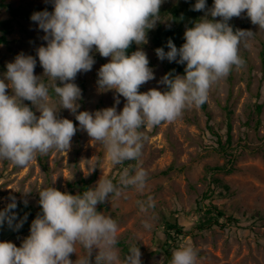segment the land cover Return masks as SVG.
Here are the masks:
<instances>
[{"label": "clouds", "instance_id": "9594fccd", "mask_svg": "<svg viewBox=\"0 0 264 264\" xmlns=\"http://www.w3.org/2000/svg\"><path fill=\"white\" fill-rule=\"evenodd\" d=\"M52 3V12H34L31 20L45 34L46 46L38 47L37 55L60 107L51 103L49 87L42 76L35 75L36 59L31 55L17 54L0 78V160L20 168L29 166L38 155L53 150L66 153L70 149L77 127L70 119L58 118L60 108L75 115L79 129L88 134L91 144L103 146L113 167L138 161L147 139L142 128L173 123L186 109L202 106L215 84L233 68L239 70L245 65L240 49L249 46L255 32L234 31L228 21L246 13L251 23L264 31V0H214L210 9L206 8V0H196L193 10L204 11L205 16L186 28L182 46L177 48L169 39L167 52L156 49L160 60L184 64V74H165L160 81L166 85L163 92L157 88L140 92V87L155 76L139 46L148 43L147 32L159 21L163 0ZM133 43L138 48L128 54ZM93 51L110 58L98 70L97 85L100 91L114 90L116 104L120 96L125 98L120 111L115 105L94 113L78 111L82 90L74 81L78 73L92 69ZM24 101L31 102L39 115ZM96 168L93 163L87 174ZM148 176L143 167H129L122 170L116 183L100 177L94 187L80 194L62 192L53 186L38 190L42 214L32 221L30 234L21 246L0 241V264H93V256L94 264H142L140 249L135 245L121 259L117 248L119 225L98 211L97 205L127 198L129 189L143 194ZM136 204L144 214L155 208L150 195ZM15 207L13 198L0 210V225L7 221L10 227H22V220L13 225ZM143 227L151 228L147 219ZM77 246L82 249L79 254ZM73 253L77 255L75 261L70 259ZM197 260L196 248L181 245L173 251L170 264H197Z\"/></svg>", "mask_w": 264, "mask_h": 264}, {"label": "rangeland", "instance_id": "374dc122", "mask_svg": "<svg viewBox=\"0 0 264 264\" xmlns=\"http://www.w3.org/2000/svg\"><path fill=\"white\" fill-rule=\"evenodd\" d=\"M185 1L163 0L159 21L147 32L148 43L139 46L146 53L155 76L140 87V92L151 88L164 91V84L160 81L170 61L157 57L152 36L159 25L174 24L168 7L183 6ZM0 2L4 4L0 5V36L6 38L0 40V78L7 71V63L12 62L17 54L33 56L36 59L34 73L42 76L41 80L49 87L51 103L59 108V98L52 91L50 79L43 76L37 55L38 47L46 46L45 34L31 17L23 13L31 9L52 12V0ZM213 4L214 0H210L206 8L210 9ZM12 8L17 9V13L13 14ZM204 16L203 11L199 19ZM208 18L212 19L210 15ZM228 23L234 31L255 32L249 46L240 49L245 65L239 70L233 68L226 78L210 89L205 109L201 106L186 109L173 123L142 128L147 139L138 161H126L113 167L103 146L91 144L88 134L79 129L75 115L64 108L58 110V118L70 119L77 127L66 153L53 150L47 155H38L23 168L8 160H0V210L15 198L13 225L23 221L18 229L10 227L7 221L0 225V241H11L19 247L30 234L34 219L21 218L18 212L41 213L38 211L41 208L38 190L53 186L74 195L78 190L72 185L75 180L87 181L90 188L100 177L116 183L124 168L143 167L149 173L143 194L129 189L127 198L97 205L98 211L119 225L117 248L121 259L129 247L135 245L140 249L142 264H166L162 247L166 238L163 226L165 220L176 218L183 226L184 234L175 241L173 249L181 245L193 246L198 251L197 264H264V67L261 60L264 31H259L246 13ZM186 28V25L182 27L181 36ZM137 48L135 44L134 51ZM92 55L95 60L92 69L78 73L74 81L82 90L78 111L94 113L114 105L117 111L122 110L125 98L120 96L119 104H116L114 90L100 91L97 85L98 70L110 58L102 57L96 51ZM7 91L11 94V89ZM24 103L39 115L31 102ZM257 104L262 105L259 110ZM229 133L230 142L227 141ZM93 163L97 168L87 174ZM204 194L207 195L202 200L204 209L216 205L226 216L235 219L199 228L198 224L213 214L200 210L198 206L197 199ZM149 195L155 200V208L147 214L141 213L136 201L145 200ZM146 219L151 224L150 229L143 227ZM81 251L77 246L78 254ZM70 259L75 261L77 255L73 253Z\"/></svg>", "mask_w": 264, "mask_h": 264}, {"label": "trees", "instance_id": "16d2710c", "mask_svg": "<svg viewBox=\"0 0 264 264\" xmlns=\"http://www.w3.org/2000/svg\"><path fill=\"white\" fill-rule=\"evenodd\" d=\"M210 0H206V7L208 6ZM196 3V0H186L184 2L183 6L180 5H174L168 7V10L171 12L174 24L172 26H158L152 36L153 46L156 50L157 48H163L166 52L168 51L167 42L169 39L179 48L182 46V44L185 42L184 36H181V29L184 25L187 26V28L194 26V22L199 19V15L203 11H194L193 6ZM0 5L2 2H0ZM12 13H17V9L12 8ZM163 10H160L162 12ZM34 12H39L37 9H31V10H25L23 13L27 17H31V15ZM1 41H5L6 38L4 35L0 36ZM135 44L133 43L131 47L127 50L128 54H131L134 51ZM261 60L264 67V52H261ZM185 70V65L177 63L175 61L169 62L166 66V72L165 74H171V75H177L178 73L183 75ZM166 90V85H164V91ZM261 104H257L258 110L261 108ZM202 108H206V103L201 106ZM230 128V125H229ZM227 141H231V135L230 133L227 135ZM221 140L219 139V142ZM73 186H77L78 190L74 193L80 194L84 190L88 189V182L85 180H82V182L75 180L72 183ZM207 195H203L201 198L197 199L198 206L200 210L204 209V206L202 205V200L206 198ZM38 211H41V213H33L28 211H20L18 212L20 214L21 218H27V219H35L37 215L42 214L41 208L38 209ZM204 212L207 213H213L209 216H207L205 221H202L198 224L199 228H203L206 225H211L210 223L215 224H223L225 221H228L230 219H235L230 216H226L225 213L220 210L216 205H210L209 208L204 209ZM163 232L166 235V238L164 240V243L162 245L164 253L167 258V263L170 264L172 253L174 251L173 245L177 239H180L184 234V228L183 226L177 221V219H167L165 220L164 226H163Z\"/></svg>", "mask_w": 264, "mask_h": 264}]
</instances>
